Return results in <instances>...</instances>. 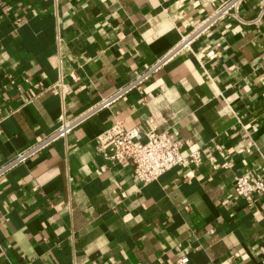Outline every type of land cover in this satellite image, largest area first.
<instances>
[{
  "label": "crops",
  "instance_id": "crops-1",
  "mask_svg": "<svg viewBox=\"0 0 264 264\" xmlns=\"http://www.w3.org/2000/svg\"><path fill=\"white\" fill-rule=\"evenodd\" d=\"M219 0H0V162L129 81ZM261 0H247L245 18ZM0 179V264H264V19L228 18ZM167 130L201 161L143 185L96 137ZM219 144L221 151L216 149Z\"/></svg>",
  "mask_w": 264,
  "mask_h": 264
},
{
  "label": "built area",
  "instance_id": "built-area-1",
  "mask_svg": "<svg viewBox=\"0 0 264 264\" xmlns=\"http://www.w3.org/2000/svg\"><path fill=\"white\" fill-rule=\"evenodd\" d=\"M245 1L247 0H219L206 16L182 36L176 45L155 58L129 81L114 88L103 95L99 101L72 117L60 115L54 129L0 162V179L17 166L41 155L57 140L66 138L100 110L110 107L134 90H141L144 84L182 52L190 50L196 54L192 48L193 42L211 31L219 22L228 18L240 24L256 25L261 22L264 19V0H261L259 9L252 18H245L241 14ZM183 145L182 140L172 138L167 130L124 128L120 122L104 129L96 137L98 153L112 163L132 161L134 173L143 185L157 180L174 167H190L201 161L202 155L199 150L184 154ZM215 147L219 151L222 150L219 144ZM234 188L239 196L252 205L257 196L264 194V179L252 178L247 173L237 174L234 176ZM188 262L189 257L185 255L178 259L177 264H188Z\"/></svg>",
  "mask_w": 264,
  "mask_h": 264
}]
</instances>
